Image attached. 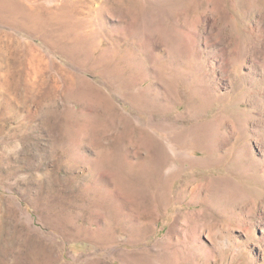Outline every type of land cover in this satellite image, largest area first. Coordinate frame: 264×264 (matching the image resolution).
<instances>
[{
    "label": "rangeland",
    "instance_id": "1",
    "mask_svg": "<svg viewBox=\"0 0 264 264\" xmlns=\"http://www.w3.org/2000/svg\"><path fill=\"white\" fill-rule=\"evenodd\" d=\"M5 2L0 264H264V0Z\"/></svg>",
    "mask_w": 264,
    "mask_h": 264
},
{
    "label": "bare ground",
    "instance_id": "2",
    "mask_svg": "<svg viewBox=\"0 0 264 264\" xmlns=\"http://www.w3.org/2000/svg\"><path fill=\"white\" fill-rule=\"evenodd\" d=\"M9 5L5 2V0H0V9L8 8ZM170 8V7H169ZM181 38V37H180ZM4 86V85H3ZM145 162V161H144ZM147 164V163H146ZM151 165V164H150ZM149 165V166H150ZM146 167V166H145ZM157 167V166H156ZM149 170V169H148ZM158 173V172H157ZM213 197V196H212ZM221 197V196H220ZM209 236V235H208Z\"/></svg>",
    "mask_w": 264,
    "mask_h": 264
}]
</instances>
